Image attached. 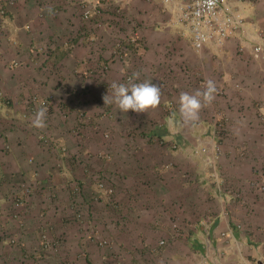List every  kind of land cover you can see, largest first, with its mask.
Here are the masks:
<instances>
[{"label": "rangeland", "instance_id": "374dc122", "mask_svg": "<svg viewBox=\"0 0 264 264\" xmlns=\"http://www.w3.org/2000/svg\"><path fill=\"white\" fill-rule=\"evenodd\" d=\"M177 1H147L152 19L143 0H0V264H139L136 251L165 249L201 264L193 238L222 205L258 242L239 263L264 264V100L250 107L255 81L221 66L222 46L194 48ZM135 72L161 86L159 105L105 104ZM208 80L214 99L186 119L180 94Z\"/></svg>", "mask_w": 264, "mask_h": 264}, {"label": "crops", "instance_id": "0c3cea01", "mask_svg": "<svg viewBox=\"0 0 264 264\" xmlns=\"http://www.w3.org/2000/svg\"><path fill=\"white\" fill-rule=\"evenodd\" d=\"M144 3L147 1H157V0H143ZM232 3H234L236 9L238 12L242 15V17L245 18V28L244 30L234 37L230 42H228L226 45L217 48V51L219 54H221L223 57H225V64H223V61L219 60V63L222 64L221 66L228 72H232L235 74L236 71H239L237 74V78H241L248 82L255 81L254 87L250 89V86L245 89L246 90V96L249 97V103L251 104L250 107L253 109V103L251 102L250 98H254L256 101L258 100H264V85L262 83V74H264V59H258L251 54V48L246 47L244 51L250 50V53H247L246 56L253 57L251 60H245L243 61L239 55L237 54V45L241 43L240 45L245 44V37L249 33H255V32H261L264 34V0H230ZM22 2H27V7L30 5L29 3L31 0H22ZM146 9L149 10V12H153L152 19L158 18L160 16V13L155 14L154 9H159V7L156 8L155 3H147ZM26 7V8H27ZM26 8H24L26 10ZM150 8H153V10H150ZM251 54V55H250ZM261 61V62H259ZM205 64V63H204ZM248 64V65H247ZM237 67H241L238 69ZM20 80V78H17ZM232 88V87H231ZM234 89H231L230 92H233ZM244 113L246 115H244ZM254 113L245 112V110L236 111L235 116H237V119L240 122H243L245 119L249 118V115L252 116ZM242 115V116H240ZM254 143V141L252 142ZM251 143V144H252ZM262 143H254L253 150L251 154H255L256 157L259 155L256 154L260 150V146ZM261 147V148H262ZM65 192V190H62ZM89 197V195H88ZM87 200H90L88 198ZM232 208L228 207V205H225V207L222 205L220 206V211L217 217H207L201 220L202 225L205 224L206 230L205 233L203 232L204 240L197 239V237L193 238L192 246L196 249L197 254L201 256L202 259H205L204 262H207L208 264L214 263V264H243L239 263V259L247 260L249 261V256L246 254L254 255L255 249L251 248L253 245L258 246V242H253L251 237L244 236L242 233L238 230L236 227V222L233 221V218H231ZM218 229V230H217ZM222 231L223 234L220 236V234L215 235V232ZM217 240V241H216ZM264 240V237H263ZM206 242L211 243L210 245H207ZM4 244H7L5 242H1ZM252 245V246H250ZM254 246V247H255ZM186 252H189V250H186ZM3 253H5L3 251ZM177 251H171L169 249H165L162 252H159L158 254H155V252L148 251H136L135 256H132V258H135L137 263L139 264H172L174 263V258L177 256ZM192 253V252H191ZM225 253V257L222 258V262L218 260L219 254ZM18 254V253H17ZM16 254V255H17ZM182 256H185L186 253L180 252ZM164 255V258L159 259V263L154 261V259L157 256ZM198 255V256H199ZM11 254L9 253V257L11 258ZM130 256V255H129ZM128 256V257H129ZM131 257V256H130ZM130 258L129 261L132 259ZM148 259V260H147ZM99 260L97 256L94 257L93 262H96ZM127 260V259H126ZM178 261H182L179 258ZM110 264H112V261H109ZM183 264H186L185 261H182ZM202 262L201 264H205Z\"/></svg>", "mask_w": 264, "mask_h": 264}, {"label": "built area", "instance_id": "2783aa9c", "mask_svg": "<svg viewBox=\"0 0 264 264\" xmlns=\"http://www.w3.org/2000/svg\"><path fill=\"white\" fill-rule=\"evenodd\" d=\"M176 9L179 20L191 31L193 46L198 51L208 45H226L245 28L244 17L230 0H178ZM92 13V7L86 6L84 17L90 18ZM245 41L240 47L241 50L249 47L255 58L264 59L263 33H249ZM261 189L264 192V179ZM45 242L48 246V241Z\"/></svg>", "mask_w": 264, "mask_h": 264}, {"label": "clouds", "instance_id": "9594fccd", "mask_svg": "<svg viewBox=\"0 0 264 264\" xmlns=\"http://www.w3.org/2000/svg\"><path fill=\"white\" fill-rule=\"evenodd\" d=\"M110 88L111 95L109 96L108 93L104 96L105 104L115 103L122 113H127L129 110L147 112V110L159 105L162 95L160 85L148 79L140 81L138 72L133 73L127 82H112ZM215 91V82L208 80L203 92L197 91L195 94L182 92L180 94V108L185 118L197 119L199 109L203 106L201 97H203V103H210L214 99ZM44 117L45 110L41 108L36 114L35 125L42 127Z\"/></svg>", "mask_w": 264, "mask_h": 264}]
</instances>
